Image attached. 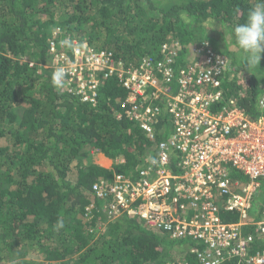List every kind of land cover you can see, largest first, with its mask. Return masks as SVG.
<instances>
[{"label": "trees", "instance_id": "16d2710c", "mask_svg": "<svg viewBox=\"0 0 264 264\" xmlns=\"http://www.w3.org/2000/svg\"><path fill=\"white\" fill-rule=\"evenodd\" d=\"M254 3L0 0V264H176L189 258L190 241L147 231L133 218L107 223L93 190L101 182L114 184L118 175L133 183L138 170L168 141L172 119L159 118L151 139L127 116L129 92L117 75L91 103L82 101L68 78L57 91L51 83L53 66H44L54 62L53 46L75 57L60 46L66 37L110 52L116 66L121 63L130 71L144 59L157 66L167 42L176 53L175 69H184L207 43L230 60L222 103L235 100L255 120L264 114L259 107L264 57L247 77L242 75L232 33L235 24L246 22ZM209 21L224 25L223 32L209 29ZM262 184L258 199L264 198ZM90 204L95 208L87 216ZM222 217L238 220L235 214L222 212ZM59 220L65 227L57 231ZM167 239L172 247L165 245Z\"/></svg>", "mask_w": 264, "mask_h": 264}, {"label": "built area", "instance_id": "2783aa9c", "mask_svg": "<svg viewBox=\"0 0 264 264\" xmlns=\"http://www.w3.org/2000/svg\"><path fill=\"white\" fill-rule=\"evenodd\" d=\"M86 46L74 58L52 47L53 68L69 69L68 85L75 84L83 102H97L100 88L117 75L129 92L127 116L151 139L159 118L173 121L168 141L133 183L118 175L112 185H94L99 201L111 198L107 213L194 243L189 258L176 264H264V198L255 210L264 181V114L251 120L235 100L222 103L228 57L206 43L176 70L167 42L156 68L144 59L130 71L116 66L110 52ZM259 107L264 112V95ZM94 208L87 207V216ZM222 212L238 220L225 222Z\"/></svg>", "mask_w": 264, "mask_h": 264}, {"label": "clouds", "instance_id": "9594fccd", "mask_svg": "<svg viewBox=\"0 0 264 264\" xmlns=\"http://www.w3.org/2000/svg\"><path fill=\"white\" fill-rule=\"evenodd\" d=\"M206 23L211 24L209 29L217 27L222 32L225 27L216 21ZM232 33L235 44L240 50L241 69L246 68L249 71L253 67L260 66L261 59L264 57V0H255L248 13L246 22L235 24L232 28ZM59 43L62 48L73 52L87 47L83 43L77 44L70 37L64 38ZM88 51L91 52V49H88ZM68 76L69 69L64 66L57 67L52 72L51 83L57 91L65 87ZM54 227L57 231L63 229L65 227L63 220H59Z\"/></svg>", "mask_w": 264, "mask_h": 264}, {"label": "rangeland", "instance_id": "374dc122", "mask_svg": "<svg viewBox=\"0 0 264 264\" xmlns=\"http://www.w3.org/2000/svg\"><path fill=\"white\" fill-rule=\"evenodd\" d=\"M234 47L233 46H231V49H233ZM57 49V48H56ZM237 49V50H236ZM236 49H233V50H235L236 52H237V54H239V57H240V50L238 49V48H236ZM58 51V50H57ZM51 52L54 54L55 52H53L52 51V48H51ZM52 64V65H51ZM53 66V62H51L50 64H46L45 66H44V68H46V69H50L51 67ZM256 68H257V66H256ZM55 70V69H54ZM251 70V69H250ZM250 70L249 71H247V69L246 68H242V73L245 75V77H247L248 76V73H251L250 72ZM245 71H247V73L245 72ZM253 71H254V69H253ZM169 131H170V129H168L167 130V133L168 134H166V137H168L169 136ZM171 132H172V130H171ZM169 138V137H168ZM259 200H261V203H262V201H263V199H259ZM101 202V206H102V208H103V212L104 213H106V221H107V223H110V222H113V221H115L116 219H118V217L119 216H112V215H110V213H107V209H106V205H105V203L104 202H102V201H100ZM259 208H260V205L256 202L255 203V210L256 211H258L259 210ZM128 217V216H127ZM120 218V217H119ZM128 218H130V217H128ZM107 223L105 222V223H102L101 225H100V229H105L106 228V226H107ZM144 224V223H143ZM149 230H148V229ZM144 229H146L147 231H150L151 229L147 226V225H144ZM152 231V230H151ZM150 231V232H151ZM167 242L165 243V245L167 244V247H172V244H174V242L173 241H171V240H169V239H167L166 240ZM183 249V248H182ZM176 251H179V250H176ZM176 251L174 252V253H176Z\"/></svg>", "mask_w": 264, "mask_h": 264}]
</instances>
